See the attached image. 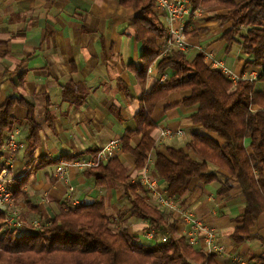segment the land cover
<instances>
[{"label": "crops", "instance_id": "0c3cea01", "mask_svg": "<svg viewBox=\"0 0 264 264\" xmlns=\"http://www.w3.org/2000/svg\"><path fill=\"white\" fill-rule=\"evenodd\" d=\"M227 12L218 6L187 16L186 29L198 33L187 36L185 54L190 61L200 53L212 54L214 61L239 81H257L260 71L246 64L241 46L235 44L228 51L223 36L232 24L223 26L217 19ZM136 17L134 10L118 0H0V106L16 98V124L6 141L15 135L23 144L15 153L4 148L0 168L9 170L10 182L29 176L23 195L16 199L27 223H49L63 204L75 207L103 202L107 214L126 219L125 226L139 240L153 241L146 237L149 223L130 217V204L114 181L96 183L87 177V169L74 167L67 170L65 180L55 176L60 162L89 160L128 132L133 134L130 146L140 144L135 117L141 100L162 85L163 76L168 75L169 80L171 72L159 75L157 58L141 76L146 59L136 36ZM161 17L167 26L165 16ZM150 68L154 69L151 74ZM256 88L261 90L263 84L257 82ZM188 95L173 93L153 111L155 150L164 155L169 148L187 151L190 134L202 133L192 122L197 107L178 105ZM29 110L39 127L34 144L28 140ZM154 153L141 171L136 169L132 154L121 151L116 157L130 169L132 178L141 179L147 168L157 179ZM160 186L165 192V185L160 182ZM220 188L218 181L205 185L194 179L179 206L217 230L218 243L225 248L224 254L216 255L220 264L247 263L251 256L264 254V216L251 230L255 238L235 247L232 235L239 227L235 220L246 212V202L238 186L228 196L220 195ZM150 196V203L161 208ZM172 215L178 234L189 238L192 225L185 223L179 212Z\"/></svg>", "mask_w": 264, "mask_h": 264}, {"label": "trees", "instance_id": "16d2710c", "mask_svg": "<svg viewBox=\"0 0 264 264\" xmlns=\"http://www.w3.org/2000/svg\"><path fill=\"white\" fill-rule=\"evenodd\" d=\"M118 1L137 13L134 27L146 59L141 76L157 58V73L171 72L169 80L155 86L141 100L135 117L140 144L132 148L133 134L128 132L121 151L136 158L138 171L144 169L155 151L154 172L165 185V195L178 205L194 179L205 185L218 181L219 194L226 196L238 186L246 202V212L235 220L239 227L232 235L234 246L239 247L255 238L251 230L264 216V0H191L192 12L218 6L228 11L217 17L223 26L232 24L223 36L228 51L240 45L246 64L261 74L257 81L240 80L236 84L210 68L202 53L192 61L182 52L160 57L168 28L155 2ZM196 33L186 29L187 36ZM257 82L263 84L261 90L256 88ZM181 91L189 95L178 105L197 107L192 122L202 133L190 134L187 151L169 148L164 155L155 150L153 133L157 125L152 114L160 101ZM16 101L12 97L0 106V155L16 124ZM28 119V140L34 144L39 127L32 110ZM86 175L96 183L112 180L122 187L123 199L130 204V217L148 222V232H154L153 246L140 244L125 226L127 220L109 216L103 202L75 207L63 204L49 223L42 222L41 229L29 231H5V214L0 211V264H220L216 255L195 248L186 236L178 234L173 215L150 203L149 191L140 183L132 184L130 169L117 157L98 168H88ZM28 182L29 176L8 183L15 199L23 195ZM165 236L169 240L160 242L159 237ZM247 264H264V254L251 256Z\"/></svg>", "mask_w": 264, "mask_h": 264}, {"label": "built area", "instance_id": "2783aa9c", "mask_svg": "<svg viewBox=\"0 0 264 264\" xmlns=\"http://www.w3.org/2000/svg\"><path fill=\"white\" fill-rule=\"evenodd\" d=\"M156 4V10L167 20L168 38L165 40L160 57L166 56L170 52L187 51V34L185 19L192 13L191 0H153ZM200 10L194 12L196 15ZM205 60L210 68L220 71L224 76L231 79L235 84L239 80L234 74L228 70L223 64L215 62L212 54H206ZM154 69L150 68L151 74ZM168 75L160 79V84H164L168 80ZM253 81V80H250ZM5 151L15 153L23 148V144L19 143L15 135L6 141ZM122 149V139L110 141L105 147L101 148L89 160L83 161H62L56 168L55 176L59 180L66 179V173L69 168L88 169L98 168L101 165L114 159ZM147 169V168H146ZM142 173L141 179L132 178V184L140 183L144 186L154 198L156 204L165 208L169 213L179 212L182 220L185 223L192 225V231L188 233V240L194 247L199 246V249L209 255H222L225 253V248L218 243V232L215 228L205 225L200 219L181 209L175 200L168 198L165 192L161 189L160 181L149 175L147 170ZM9 170L0 168V211L4 212V230H33L41 229L42 225L39 222L27 223L23 218L22 212L19 209L14 193L9 189L7 178ZM73 187H69V191L73 192ZM146 237L150 240L155 239L153 231L147 232ZM169 240V236L159 237V241L165 243ZM239 264H247L245 261H240Z\"/></svg>", "mask_w": 264, "mask_h": 264}, {"label": "rangeland", "instance_id": "374dc122", "mask_svg": "<svg viewBox=\"0 0 264 264\" xmlns=\"http://www.w3.org/2000/svg\"><path fill=\"white\" fill-rule=\"evenodd\" d=\"M134 220L135 221H137V220L140 221L139 219H136V218H134ZM135 221H133V222H135ZM139 243L142 244V245H145V246H153V242L152 241H148L145 238H140Z\"/></svg>", "mask_w": 264, "mask_h": 264}]
</instances>
